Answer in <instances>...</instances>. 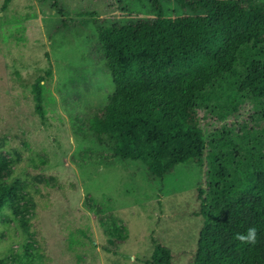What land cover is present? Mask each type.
I'll return each instance as SVG.
<instances>
[{"label":"rangeland","instance_id":"obj_1","mask_svg":"<svg viewBox=\"0 0 264 264\" xmlns=\"http://www.w3.org/2000/svg\"><path fill=\"white\" fill-rule=\"evenodd\" d=\"M57 1L65 26L50 0H13L0 12V162L9 164L0 174L15 208L0 214V264H145L153 240L172 264H193L202 169L153 177L84 122L115 92L97 27L152 20V0ZM158 2L164 16L194 14ZM39 76L42 116L31 92Z\"/></svg>","mask_w":264,"mask_h":264},{"label":"trees","instance_id":"obj_2","mask_svg":"<svg viewBox=\"0 0 264 264\" xmlns=\"http://www.w3.org/2000/svg\"><path fill=\"white\" fill-rule=\"evenodd\" d=\"M12 1L3 0L0 12ZM50 1L65 26L69 12ZM173 1L194 14L167 17L152 0V20L97 27L115 92L85 119L86 129L153 177L179 165L202 169L193 264H264V7ZM45 80L31 87L41 116ZM13 198L0 174V214L8 207L15 216ZM249 227L257 229L254 244L236 239ZM153 244L145 264H172V252Z\"/></svg>","mask_w":264,"mask_h":264},{"label":"clouds","instance_id":"obj_3","mask_svg":"<svg viewBox=\"0 0 264 264\" xmlns=\"http://www.w3.org/2000/svg\"><path fill=\"white\" fill-rule=\"evenodd\" d=\"M257 238V229L255 227H249L245 233H238L236 239L242 243L254 244Z\"/></svg>","mask_w":264,"mask_h":264}]
</instances>
